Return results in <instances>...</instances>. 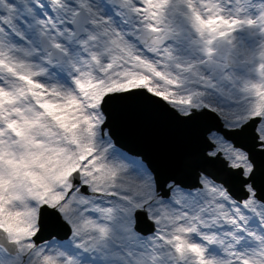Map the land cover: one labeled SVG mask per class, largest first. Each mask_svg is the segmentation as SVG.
I'll use <instances>...</instances> for the list:
<instances>
[{"label":"snow or ice","instance_id":"snow-or-ice-1","mask_svg":"<svg viewBox=\"0 0 264 264\" xmlns=\"http://www.w3.org/2000/svg\"><path fill=\"white\" fill-rule=\"evenodd\" d=\"M0 264H264V0H0Z\"/></svg>","mask_w":264,"mask_h":264},{"label":"water","instance_id":"water-1","mask_svg":"<svg viewBox=\"0 0 264 264\" xmlns=\"http://www.w3.org/2000/svg\"><path fill=\"white\" fill-rule=\"evenodd\" d=\"M167 127H168L167 125L162 124V123L155 124L148 129L139 130L131 136H126L124 139L125 147L126 148H132L134 150H142V148H143L144 152H146L147 147L149 146V143H148L149 140L148 139L152 138L156 134L159 137V139L160 138L161 139H167L169 141L168 144L166 145L165 151L160 152V154L162 157L163 156L165 157L166 163H171L172 161H174L179 156L176 153V149L178 146L181 145V143L185 144V145L191 144L192 147H194V144H193L191 133L188 134V132L186 130H183V129L179 130L178 131L179 134H177V135L180 138H182V140H179L178 137H176V135H175V129L173 130V132H171ZM139 141H141V142H139ZM155 155L158 156L156 153H155ZM149 156L155 160V156H152L151 154H149ZM163 160H164V158H163Z\"/></svg>","mask_w":264,"mask_h":264},{"label":"bare ground","instance_id":"bare-ground-1","mask_svg":"<svg viewBox=\"0 0 264 264\" xmlns=\"http://www.w3.org/2000/svg\"><path fill=\"white\" fill-rule=\"evenodd\" d=\"M161 146L162 147H164L165 146V141H163L162 143H161ZM154 147H153V142H150L149 143V146H148V148H147V152L148 153H152L153 151H154Z\"/></svg>","mask_w":264,"mask_h":264},{"label":"rangeland","instance_id":"rangeland-1","mask_svg":"<svg viewBox=\"0 0 264 264\" xmlns=\"http://www.w3.org/2000/svg\"><path fill=\"white\" fill-rule=\"evenodd\" d=\"M171 132H173V131H171ZM142 150H143V148H142Z\"/></svg>","mask_w":264,"mask_h":264}]
</instances>
